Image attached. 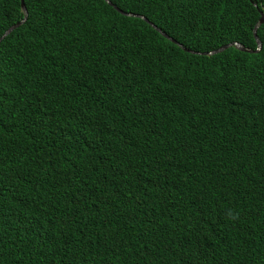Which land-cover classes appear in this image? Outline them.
Returning a JSON list of instances; mask_svg holds the SVG:
<instances>
[{
    "label": "trees",
    "instance_id": "trees-1",
    "mask_svg": "<svg viewBox=\"0 0 264 264\" xmlns=\"http://www.w3.org/2000/svg\"><path fill=\"white\" fill-rule=\"evenodd\" d=\"M112 1L253 52L25 0L0 44V264H264V0ZM24 17L0 0V38Z\"/></svg>",
    "mask_w": 264,
    "mask_h": 264
},
{
    "label": "clouds",
    "instance_id": "clouds-1",
    "mask_svg": "<svg viewBox=\"0 0 264 264\" xmlns=\"http://www.w3.org/2000/svg\"><path fill=\"white\" fill-rule=\"evenodd\" d=\"M60 1H74V0H60ZM92 1V5L93 7H91V12L90 14L92 15V17H111V16H114V15H117V16H120V17H124V18H127L129 20H139L141 22H145L146 24H148L149 26H152L158 33H160L162 36H164L165 38H167L168 40H170L171 42L175 43V44H178L177 41L175 39H173L172 37H170L167 33H165L161 28H159L158 26H156L154 23H151L149 22L145 16H141V15H137L136 13H133V12H129V11H126L122 8H120L116 3H114L112 0H91ZM23 5L24 7L26 8V5H25V0H21V7H22V11L24 12L25 14V17L20 20L17 24L11 26L8 30H10L11 28L14 27V29L8 34V30L7 32L0 38V44L6 40L8 38V36L15 30L17 29L18 27H20L21 25H23L26 21H27V18H28V11H27V8H26V11L27 13L23 10ZM255 7L258 9V5L255 4ZM262 19H264V14L262 13ZM261 19V20H262ZM260 23V22H259ZM258 23V24H259ZM89 24V19L87 17H85L84 15L80 14L78 16V25L80 26V28L83 30L86 28V26ZM264 24V23H263ZM262 24V25H263ZM261 25V26H262ZM258 26V25H257ZM256 26V27H257ZM255 27V28H256ZM259 29V28H258ZM258 31V30H257ZM167 35V36H165ZM255 36V35H254ZM259 38V37H258ZM260 40V39H259ZM261 41V40H260ZM234 43H239V42H234ZM234 43H230L232 44L231 47L229 48H232V47H236L237 49L241 50L239 47H237ZM230 44H227V45H230ZM241 44V43H240ZM258 44V43H257ZM242 45V44H241ZM179 47H181L183 50H186V51H189V52H192L193 54H198V55H208V56H211V55H216V54H210L211 52H214V51H210V52H205V53H201L199 51H193V50H190L188 49L187 47H184L183 45L181 44H178ZM226 46V45H225ZM243 46V45H242ZM244 47V46H243ZM228 48V49H229ZM226 49V50H228ZM247 50H241V51H244V52H253L252 49H248L246 48ZM258 49V47H257ZM256 49V50H257ZM262 49V47H261ZM260 49V50H261ZM225 50V51H226ZM255 50V52H257ZM259 50V51H260ZM258 51V52H259ZM224 52V51H223ZM221 52V53H223ZM220 54V53H218ZM44 57H47V58H50L52 56H44ZM80 82H82V80H80L75 74L73 73H70V72H65L64 75L60 76L59 77V95H62L61 98L64 99L65 101H67L68 99L72 98L74 96V94L76 92H78L82 87L80 85ZM179 112V111H178ZM116 121V119H115ZM114 121V122H115ZM111 129H113V124L111 125ZM210 201L209 204H212V205H216V206H225L224 204H226L223 200H221L220 198H215L213 197L211 200H208Z\"/></svg>",
    "mask_w": 264,
    "mask_h": 264
},
{
    "label": "water",
    "instance_id": "water-1",
    "mask_svg": "<svg viewBox=\"0 0 264 264\" xmlns=\"http://www.w3.org/2000/svg\"><path fill=\"white\" fill-rule=\"evenodd\" d=\"M23 1V0H22ZM23 10L27 13V11H26V8L24 7V5H23ZM264 23V19H262L261 21H260V23L258 24V26L255 28V31H254V35H255V38H256V40H257V43H258V49L256 50L257 52L261 49V47H262V42L259 40V38H258V35H257V30H258V28L262 25ZM14 29V27L13 28H11L10 30H8V34L12 31ZM165 36H167V35H165ZM237 47H239L241 50H247L245 47H243L240 43H234ZM232 46V44H230V45H226V46H224V47H222V48H220V49H218V50H216V51H214V52H211L210 54H218V53H221V52H223V51H225L226 49H228L229 47H231Z\"/></svg>",
    "mask_w": 264,
    "mask_h": 264
}]
</instances>
